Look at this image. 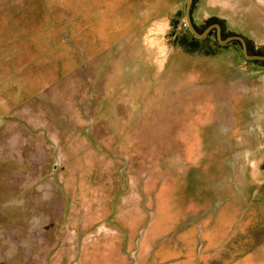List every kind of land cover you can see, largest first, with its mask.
<instances>
[{
    "label": "rangeland",
    "instance_id": "obj_1",
    "mask_svg": "<svg viewBox=\"0 0 264 264\" xmlns=\"http://www.w3.org/2000/svg\"><path fill=\"white\" fill-rule=\"evenodd\" d=\"M185 4L0 0V264H155L166 240L197 262L206 185L264 195V65L194 39ZM212 15L264 54V0H198ZM170 203L187 236L156 231Z\"/></svg>",
    "mask_w": 264,
    "mask_h": 264
},
{
    "label": "flooded vegetation",
    "instance_id": "obj_2",
    "mask_svg": "<svg viewBox=\"0 0 264 264\" xmlns=\"http://www.w3.org/2000/svg\"><path fill=\"white\" fill-rule=\"evenodd\" d=\"M187 2L188 0H186V4H185V9H184V18H185V25L187 27L188 32L190 33V35L194 38V39H205L208 38L212 33L215 36L216 42L218 44H220L218 42L217 39V29L215 27L218 26V33H219V38L220 39H226L227 37L230 36H239L243 39L247 53L248 54H256V55H264L263 53H260L257 50H251L250 45L248 43V41H246L245 38H243V36H240L238 34H229L226 37H223L224 34V28H223V24L222 22L219 20V18L217 16H209L208 18H206V25L203 29H200L196 23L193 20L192 14H193V9L194 6H196L198 0H191L190 2V7H189V20L191 25L193 26V28L195 29V31H197L198 33H202L206 28L210 27V30L208 31L207 35L203 38H197L189 29L188 23L186 21V17H185V10H186V6H187ZM229 43H235L238 44L241 48V52H242V46L239 40H231L225 44H229ZM222 44V45H225ZM243 56V53H242ZM244 58V56H243ZM245 59V58H244ZM246 61L249 62H264V61H259V60H247ZM255 64V63H254ZM264 65V63H261ZM230 180V179H229ZM226 181V182H222V183H218V182H213L212 186H208L206 185L205 191L206 192H212V194L210 193H204L202 191V198L201 202L194 204L190 203L187 205L186 207V213L187 214H193L194 213V208L197 206L198 209V213H199V217H201L203 219V224L205 227V234H206V238H208V240L205 241V244H207L206 249L204 250L203 253V257L199 258L197 260V262L194 261V258L192 257V252H190L189 250L187 251V246L184 244V248L182 245V248L184 249V253L183 256L181 257L178 256V259L180 261V264H219V242L221 241V237L223 240V236L227 235L229 229L228 227H226V224L228 222H235L237 219H239L241 213L247 209L249 207V201L252 202L254 200L253 196L249 195V193H240L239 192V187L240 184L239 183H234V182H230V181ZM211 183V182H209ZM253 190V189H252ZM221 192L223 193V195H221ZM257 195V194H256ZM209 199L207 200L206 198ZM252 197V198H250ZM215 199V209L211 210L210 207V201L211 199ZM262 198V195H260V199ZM250 199V200H248ZM259 199V200H260ZM166 201H164L165 204ZM199 204V205H198ZM202 204V205H201ZM174 206L175 208H172V210L169 213V216H164L163 217V224L160 225V223L158 222V228L156 231L166 228L167 226H169L172 222V220L177 219L179 217V221L182 223V232H184V236H187L186 234V230L189 228V226L192 224H189L188 222H182L181 221V217L186 216L184 214H180L179 207H176L174 204L170 203V208ZM183 208V207H182ZM240 215L238 212H240ZM169 212V210L167 211ZM237 212V213H236ZM244 216H241V218ZM140 231V230H139ZM155 231V229H154ZM162 232V231H161ZM181 232H178V234H180ZM139 236V233H138ZM137 236V238H138ZM148 240H150V242L148 243L147 247L144 248L143 250V260L146 262H149L151 259H153L154 255L157 254L158 252V247L161 246L162 244L159 243L156 244V240L157 238H155V242H152L153 240L150 239V237L148 238ZM137 241V239L135 240V242ZM164 252L168 250L169 254L167 255V257L161 258L159 255L156 256L154 259L157 260V262L155 264H170L172 261L177 262V256H174L175 254L171 251L173 249L174 243L170 242L169 240H166L164 243ZM177 246V245H176ZM171 252V254H170ZM133 263V262H132ZM146 264V263H144Z\"/></svg>",
    "mask_w": 264,
    "mask_h": 264
},
{
    "label": "crops",
    "instance_id": "obj_3",
    "mask_svg": "<svg viewBox=\"0 0 264 264\" xmlns=\"http://www.w3.org/2000/svg\"><path fill=\"white\" fill-rule=\"evenodd\" d=\"M263 199L264 195L258 201H249V207L238 212L239 219L226 224L229 231L219 242V264H264ZM243 226L247 230H242Z\"/></svg>",
    "mask_w": 264,
    "mask_h": 264
},
{
    "label": "water",
    "instance_id": "obj_4",
    "mask_svg": "<svg viewBox=\"0 0 264 264\" xmlns=\"http://www.w3.org/2000/svg\"><path fill=\"white\" fill-rule=\"evenodd\" d=\"M190 2L191 0H188L187 2V6H186V10H185V17H186V21L188 23V26H189V29L190 31L197 37V38H203L207 35L208 31L210 30L211 26L206 28L202 33H198L197 31H195V29L193 28V26L191 25L190 23V20H189V7H190ZM216 29H217V39H218V42L220 44H225L231 40H239L240 43H241V46H242V53H243V56L245 59L247 60H259V61H264V55H256V54H248L247 53V50H246V47H245V44H244V41L241 37L239 36H230V37H227L226 39H220L219 38V33H218V26H216Z\"/></svg>",
    "mask_w": 264,
    "mask_h": 264
},
{
    "label": "trees",
    "instance_id": "obj_5",
    "mask_svg": "<svg viewBox=\"0 0 264 264\" xmlns=\"http://www.w3.org/2000/svg\"><path fill=\"white\" fill-rule=\"evenodd\" d=\"M261 63H264V62H261Z\"/></svg>",
    "mask_w": 264,
    "mask_h": 264
}]
</instances>
